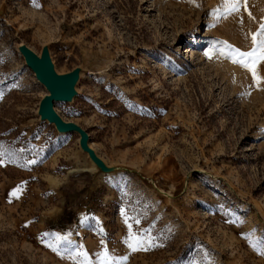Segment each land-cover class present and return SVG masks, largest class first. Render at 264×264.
<instances>
[{
  "label": "rangeland",
  "instance_id": "374dc122",
  "mask_svg": "<svg viewBox=\"0 0 264 264\" xmlns=\"http://www.w3.org/2000/svg\"><path fill=\"white\" fill-rule=\"evenodd\" d=\"M222 4L0 0V264H264V83L218 54L251 50L264 0ZM25 49L76 75L53 109L77 129L44 118Z\"/></svg>",
  "mask_w": 264,
  "mask_h": 264
},
{
  "label": "snow or ice",
  "instance_id": "6c2138e0",
  "mask_svg": "<svg viewBox=\"0 0 264 264\" xmlns=\"http://www.w3.org/2000/svg\"><path fill=\"white\" fill-rule=\"evenodd\" d=\"M190 3L195 4V0H189ZM199 7L198 4H196ZM223 11L221 12L220 9H217V12H220L221 15L232 16V15H239L241 9L247 11L248 8V0H223L222 4ZM248 16L250 19L255 20V17L252 16L251 12H248ZM241 23H243V19L241 18ZM251 41H252V48L249 51H244L239 47L234 45L225 43V47L218 50V54L225 59L231 61L232 64L238 65L245 69L246 71L250 72L252 75V79L255 86H260L264 83V76L258 74V65L264 63V23H260L259 28L257 31L252 32L251 34ZM206 55L209 58H212V51L210 50ZM252 85H249L251 87ZM2 99V97H0ZM2 155V153H0ZM2 163V161H0ZM30 163H35V161H30ZM21 188H17L13 191L12 195L18 196L21 192ZM126 215V223H127V214ZM137 224L140 223L139 219L135 221ZM132 224L128 223V228L130 235L127 240L128 247L133 251H141L147 250L148 247L151 246V238L147 236H141L137 232L132 231ZM67 237L57 236V240L63 241L66 240ZM51 247V245H49ZM255 247V246H254ZM261 254L264 255V250H261ZM76 256L82 257L84 264H92V261L89 257L87 251L83 250L81 246L80 249L75 253ZM119 260L120 264H123L124 261L127 260V257H115L111 254L107 249L100 254V264H116Z\"/></svg>",
  "mask_w": 264,
  "mask_h": 264
},
{
  "label": "water",
  "instance_id": "95a60500",
  "mask_svg": "<svg viewBox=\"0 0 264 264\" xmlns=\"http://www.w3.org/2000/svg\"><path fill=\"white\" fill-rule=\"evenodd\" d=\"M24 54L29 67L36 73L39 80L45 84L50 91V95L46 97L42 104V110L52 121L57 118L53 111L55 101L65 98L66 88L64 87L65 78H57L51 70V64L48 57L40 59L34 52L25 49Z\"/></svg>",
  "mask_w": 264,
  "mask_h": 264
},
{
  "label": "bare ground",
  "instance_id": "6f19581e",
  "mask_svg": "<svg viewBox=\"0 0 264 264\" xmlns=\"http://www.w3.org/2000/svg\"><path fill=\"white\" fill-rule=\"evenodd\" d=\"M40 57V56H39ZM42 59V58H41ZM51 64V63H50ZM51 70H52V72H53V74H54V76L55 77H57V78H65L66 80H65V83H64V87L66 88V94H65V98L64 99H62V100H58V101H66V99L68 98V99H72L73 97H74V87H73V84L76 82L75 81V79H76V75H73L74 73H72V75L70 74V75H66V76H60V77H58L59 75H57L56 73H55V71H54V68H53V66L51 65ZM79 74V73H78ZM75 78H74V77ZM79 76V75H78ZM72 77H73V79H72ZM45 86V85H44ZM46 87V86H45ZM53 111H54V109H53ZM41 113L43 114V116H44V118L45 119H48V120H50L49 122H51L52 120L50 119V118H48L47 116H45V114H44V112H43V110H41ZM54 114H55V116L57 117V118H54L55 120H53L51 123H54L56 126H57V128L59 129V131H61V132H68V131H73V130H75V129H77V127L76 126H74L73 124H68V123H65L63 120H61V119H59L58 118V116H57V114L55 113V111H54ZM91 166L89 167L88 165H83L82 167H78L77 169H75V170H72L70 173H80V172H90L91 171ZM54 180H56V182H57V179H54ZM55 182V183H56ZM54 183V184H55ZM56 185H57V183H56ZM115 185V184H114ZM113 185V186H114Z\"/></svg>",
  "mask_w": 264,
  "mask_h": 264
},
{
  "label": "built area",
  "instance_id": "2783aa9c",
  "mask_svg": "<svg viewBox=\"0 0 264 264\" xmlns=\"http://www.w3.org/2000/svg\"><path fill=\"white\" fill-rule=\"evenodd\" d=\"M64 176V175H62ZM16 236L32 242L34 240L33 234L26 227H19L15 230Z\"/></svg>",
  "mask_w": 264,
  "mask_h": 264
},
{
  "label": "crops",
  "instance_id": "0c3cea01",
  "mask_svg": "<svg viewBox=\"0 0 264 264\" xmlns=\"http://www.w3.org/2000/svg\"><path fill=\"white\" fill-rule=\"evenodd\" d=\"M90 205H92V203H90ZM51 229L53 231H58L59 230L58 226H56V223H53V226L51 227Z\"/></svg>",
  "mask_w": 264,
  "mask_h": 264
}]
</instances>
